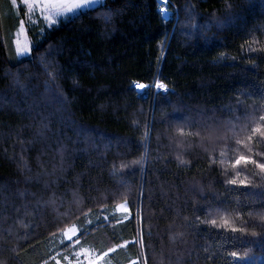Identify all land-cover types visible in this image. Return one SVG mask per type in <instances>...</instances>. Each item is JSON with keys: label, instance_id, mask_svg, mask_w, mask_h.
<instances>
[{"label": "trees", "instance_id": "obj_1", "mask_svg": "<svg viewBox=\"0 0 264 264\" xmlns=\"http://www.w3.org/2000/svg\"><path fill=\"white\" fill-rule=\"evenodd\" d=\"M160 1L0 0V264H264V0Z\"/></svg>", "mask_w": 264, "mask_h": 264}, {"label": "rangeland", "instance_id": "obj_2", "mask_svg": "<svg viewBox=\"0 0 264 264\" xmlns=\"http://www.w3.org/2000/svg\"><path fill=\"white\" fill-rule=\"evenodd\" d=\"M21 5H25L27 8V17L25 18V22H22L18 28V31L14 37V46L16 49L17 54L19 57H25L28 56L31 53L32 49V42L31 39L28 36L26 25L27 22L35 23L36 16L39 15L43 18V20L49 25L53 26L57 24L61 19L72 16L78 12V10H73L72 12H68L64 9H61L60 11L63 13V15H56V10L51 9L48 7L50 3H57V2H64V3H73L78 2V0H19ZM12 2L17 3L18 0H12ZM104 2V0H103ZM100 4L95 5L94 7L98 6ZM161 12L165 19L172 20L174 18V12L170 10L169 3L166 0H162L160 2ZM55 21V23H53ZM156 91L159 88H156ZM126 208H128L126 205H123ZM119 210L121 212H127L124 211V209L120 206ZM77 230L74 228L71 231L68 232V235L74 236L76 235ZM78 262L72 263V264H105V258L101 257L100 259L95 257L93 253L90 251H80Z\"/></svg>", "mask_w": 264, "mask_h": 264}, {"label": "snow or ice", "instance_id": "obj_3", "mask_svg": "<svg viewBox=\"0 0 264 264\" xmlns=\"http://www.w3.org/2000/svg\"><path fill=\"white\" fill-rule=\"evenodd\" d=\"M103 3V0H78V2H73V3H64V2H57V3H50L48 5V7H50L51 9H55L56 10V15H63V13L60 11L61 9H64L68 12H72L73 10H78V12L76 14H86L89 10H92L94 8L95 5L97 4H102ZM53 23H55V21H53ZM134 87L136 88H139V89H144L145 88V85L143 84H137L135 85ZM156 88H159V89H162L164 91H166V87L165 85L163 84H156L155 85ZM262 120H264V117H261ZM241 133H244L245 132V129H241L240 130ZM255 136H259L260 138V141L264 142V127L262 126H255L251 129V132L246 134L243 138L241 139H237L236 140V143L237 144H240V145H243L245 148H247V150L250 152L251 149L248 148L247 146V143L246 141H252L253 138ZM236 151H239V149H236ZM221 157L225 156V152H221L220 153ZM225 161H221V163H224ZM181 163H184V161H181ZM232 163V166L235 168V167H238V166H244L246 167L249 163H252V164H255V166L257 168H259L262 172H264V163H257L256 161L254 160H251L250 157H246L245 155L241 154V155H238V156H235L234 159L231 161ZM241 173L237 172L235 173L236 176H239ZM230 183H233L235 184L236 183V179H231L229 180ZM241 183H243V181H241ZM124 211H127L130 213V209L126 208L125 206H121ZM128 217H125V219H127ZM210 223L212 225H217V221L215 219H212L210 221ZM225 226H227L228 224V221L225 220ZM232 231H237L236 228H232L231 229ZM71 231V230H69ZM66 235V238L68 240H72V236L70 235H67V233L65 234ZM76 243H79V240H76V241H73L72 244H69L68 247H73L74 244ZM74 255H76L77 257L79 256V253H74ZM233 256H236V253L233 252L232 253ZM65 260H68V257H65ZM57 264H59V261H57ZM69 264H71V262L69 261Z\"/></svg>", "mask_w": 264, "mask_h": 264}, {"label": "built area", "instance_id": "obj_4", "mask_svg": "<svg viewBox=\"0 0 264 264\" xmlns=\"http://www.w3.org/2000/svg\"><path fill=\"white\" fill-rule=\"evenodd\" d=\"M135 85H137V84H135ZM135 85H134V86H135ZM145 88H146V87H145ZM145 88H144V89H145ZM136 89H137L139 92H141V93L144 91V89H139V88H136Z\"/></svg>", "mask_w": 264, "mask_h": 264}, {"label": "crops", "instance_id": "obj_5", "mask_svg": "<svg viewBox=\"0 0 264 264\" xmlns=\"http://www.w3.org/2000/svg\"><path fill=\"white\" fill-rule=\"evenodd\" d=\"M14 3V2H13ZM14 4H17V3H14Z\"/></svg>", "mask_w": 264, "mask_h": 264}, {"label": "water", "instance_id": "obj_6", "mask_svg": "<svg viewBox=\"0 0 264 264\" xmlns=\"http://www.w3.org/2000/svg\"><path fill=\"white\" fill-rule=\"evenodd\" d=\"M161 2V1H160Z\"/></svg>", "mask_w": 264, "mask_h": 264}]
</instances>
